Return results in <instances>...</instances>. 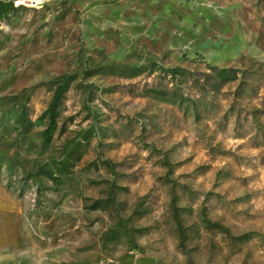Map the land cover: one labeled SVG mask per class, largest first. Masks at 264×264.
<instances>
[{"label": "rangeland", "instance_id": "374dc122", "mask_svg": "<svg viewBox=\"0 0 264 264\" xmlns=\"http://www.w3.org/2000/svg\"><path fill=\"white\" fill-rule=\"evenodd\" d=\"M11 2L0 264H264V0Z\"/></svg>", "mask_w": 264, "mask_h": 264}, {"label": "trees", "instance_id": "16d2710c", "mask_svg": "<svg viewBox=\"0 0 264 264\" xmlns=\"http://www.w3.org/2000/svg\"><path fill=\"white\" fill-rule=\"evenodd\" d=\"M12 7V2L11 0H7V1H0V15L7 9ZM111 65V64H109ZM154 66H158L154 63L150 64V68H151V72H153L154 70H156V68ZM121 67L129 70L128 72L125 73L126 76H134L137 75L143 71H147L150 70V68L148 67V65L146 64H142V65H136V64H127V63H123L121 64ZM148 67V68H145ZM96 68H100V66H97ZM162 71H164L166 74L170 73L173 75L175 74V72L177 74L182 75L184 78L185 75V69L181 66H175L172 68H162L159 67ZM210 68L212 70V77L211 82H212V87L214 89L218 88L220 85H222L224 82H226L227 80H230L232 78H234V72H233V68L231 67H217L214 65H210ZM67 73H61L60 75H58L57 78H59V81L56 83V79H51L49 81L50 83V89H51V95L47 104V107L45 109L44 112L47 113V124L46 126L42 129V133H44V140L47 141L50 136H51V132L52 129L55 125V119L57 116V106L59 105L60 102V98L62 96L63 91L66 88V84H67ZM157 94H160L157 92ZM176 96V95H174ZM72 148V147H70ZM39 172H42L43 174H45L46 176H48L49 178H53L54 175L53 173L48 170V169H42L41 167H39L38 169Z\"/></svg>", "mask_w": 264, "mask_h": 264}]
</instances>
